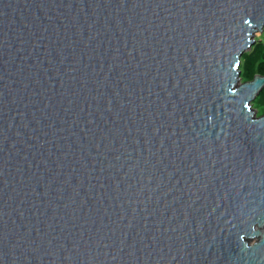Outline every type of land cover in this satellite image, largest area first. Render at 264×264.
Masks as SVG:
<instances>
[{
    "label": "water",
    "instance_id": "obj_1",
    "mask_svg": "<svg viewBox=\"0 0 264 264\" xmlns=\"http://www.w3.org/2000/svg\"><path fill=\"white\" fill-rule=\"evenodd\" d=\"M263 29L264 0H0V264H264Z\"/></svg>",
    "mask_w": 264,
    "mask_h": 264
},
{
    "label": "trees",
    "instance_id": "obj_2",
    "mask_svg": "<svg viewBox=\"0 0 264 264\" xmlns=\"http://www.w3.org/2000/svg\"><path fill=\"white\" fill-rule=\"evenodd\" d=\"M239 67L243 81L251 80L255 74L264 75V42L255 41L251 48L242 54ZM252 104L261 114L264 113V88Z\"/></svg>",
    "mask_w": 264,
    "mask_h": 264
},
{
    "label": "rangeland",
    "instance_id": "obj_3",
    "mask_svg": "<svg viewBox=\"0 0 264 264\" xmlns=\"http://www.w3.org/2000/svg\"><path fill=\"white\" fill-rule=\"evenodd\" d=\"M255 39H256V41L259 40V41L264 42V29H263L262 32H258V33L255 35ZM241 81H243L242 78H241ZM252 106L254 107L253 104H252ZM254 108H256V107H254ZM256 112H257L258 115L261 114L260 111H259L257 108H256Z\"/></svg>",
    "mask_w": 264,
    "mask_h": 264
},
{
    "label": "snow or ice",
    "instance_id": "obj_4",
    "mask_svg": "<svg viewBox=\"0 0 264 264\" xmlns=\"http://www.w3.org/2000/svg\"><path fill=\"white\" fill-rule=\"evenodd\" d=\"M247 23V21H245Z\"/></svg>",
    "mask_w": 264,
    "mask_h": 264
}]
</instances>
